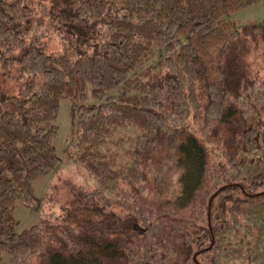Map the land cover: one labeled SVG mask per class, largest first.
<instances>
[{"label": "trees", "instance_id": "16d2710c", "mask_svg": "<svg viewBox=\"0 0 264 264\" xmlns=\"http://www.w3.org/2000/svg\"><path fill=\"white\" fill-rule=\"evenodd\" d=\"M255 4L0 0V72L22 79L0 90V262L264 264V19L232 16ZM73 160L95 186L62 177L39 199Z\"/></svg>", "mask_w": 264, "mask_h": 264}, {"label": "rangeland", "instance_id": "374dc122", "mask_svg": "<svg viewBox=\"0 0 264 264\" xmlns=\"http://www.w3.org/2000/svg\"><path fill=\"white\" fill-rule=\"evenodd\" d=\"M35 4L40 5L42 0H33ZM233 18L239 23H246L248 21H256L264 19V6L262 4H255L249 8L243 9L239 12L234 13ZM43 48L46 51H61L63 48V43L60 39L59 34L52 33L49 37L43 40ZM20 72L14 67L9 75L0 72V90L8 94L16 95L19 92V87L21 83V78H19ZM96 102L89 96L86 100V103ZM73 106V101L69 98H62L60 101V110L57 121V136L54 139V145L57 148V151L60 155H63V148L66 143V138L68 137L70 128H71V118L70 111ZM62 177H70L80 184L85 185L86 187L92 189L95 186V181L91 179L87 171L77 162V161H63L50 174L44 176L42 179L35 183V194L39 199H41L46 192L49 190V183L58 182ZM51 204V203H50ZM47 208V207H46ZM52 210L57 211L58 207H53ZM41 207L37 208H28V207H19L16 210V216L20 219V223L16 227V232L19 233L23 229L29 227L30 225L38 222L41 218ZM4 261H1L0 264H5L7 257L4 255Z\"/></svg>", "mask_w": 264, "mask_h": 264}]
</instances>
